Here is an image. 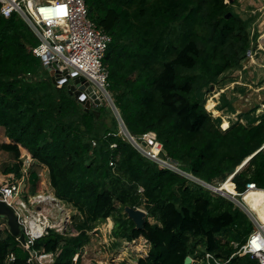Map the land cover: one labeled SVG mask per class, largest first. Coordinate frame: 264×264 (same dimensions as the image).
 <instances>
[{
	"label": "trees",
	"instance_id": "16d2710c",
	"mask_svg": "<svg viewBox=\"0 0 264 264\" xmlns=\"http://www.w3.org/2000/svg\"><path fill=\"white\" fill-rule=\"evenodd\" d=\"M238 1L86 0L90 18L112 38L104 63L128 131L154 132L176 167L119 134L115 117L107 124L104 105L86 111L67 83L53 82L32 51L38 36L19 13L5 17L0 4V127L10 140H0V150L15 159L0 173L22 176L23 147L36 160L32 192L45 166L56 197L75 210L64 233L51 229L29 249L0 228V264H32V253L42 250L57 253L54 264H84L74 256L109 218L112 246L139 236L151 243L138 264H185L187 256L199 264L205 252L228 264H257L233 255L235 243L253 231V218L206 185L220 187L233 175L234 193H245L250 182L264 189V113L223 129L205 103L206 91L227 83L224 73L242 67L256 47L248 29L255 19L233 11ZM127 206L147 211L144 228Z\"/></svg>",
	"mask_w": 264,
	"mask_h": 264
},
{
	"label": "built area",
	"instance_id": "2783aa9c",
	"mask_svg": "<svg viewBox=\"0 0 264 264\" xmlns=\"http://www.w3.org/2000/svg\"><path fill=\"white\" fill-rule=\"evenodd\" d=\"M0 4L1 13L5 17L17 12L31 26L39 38V43L32 48V51L44 63L53 60L60 69L63 66L74 68L90 80L98 94H103L106 99L111 98L109 70L104 58L112 38L90 18L86 0H0ZM259 48L264 49L262 45ZM251 51L248 55H251ZM122 130L123 132L119 131V134L125 135L147 155L163 164L173 166L167 159L160 157V152L164 149L156 138L152 143L158 146V151L155 153L151 148L145 149L146 146L138 140L139 137L132 135L128 130ZM33 159L31 154L26 153L23 166H30ZM18 179L10 174L4 179L5 181H0V200L15 210L26 236V243L22 245L29 249L37 239L48 234L51 229L64 233L70 224L67 215L62 212L61 205L59 213L54 214L49 208L53 203L60 204L59 200L49 193H28V189L23 187ZM252 189H259L254 182L247 184L246 192ZM253 221L255 224L253 231L244 244L235 243L237 251L233 255H248L256 260L257 264H264V224L256 216ZM114 241L115 238L111 235L109 246H112ZM150 248L151 243L144 236L123 240L111 255L110 262L121 261L122 257H127L131 264H138L140 258L148 255ZM56 255L55 252L34 251L30 262L54 264ZM80 256L82 257V252L77 253L73 260L77 262ZM14 258L11 254L10 259ZM196 261L199 264L204 261L207 264H228L230 259L222 260L211 252H205L204 256ZM97 264H107V261L97 260Z\"/></svg>",
	"mask_w": 264,
	"mask_h": 264
},
{
	"label": "rangeland",
	"instance_id": "374dc122",
	"mask_svg": "<svg viewBox=\"0 0 264 264\" xmlns=\"http://www.w3.org/2000/svg\"><path fill=\"white\" fill-rule=\"evenodd\" d=\"M232 9L235 13L241 15L243 18L255 19L251 22L248 29L250 32V37L252 38V45H256V47L255 49H251V55H248V57L244 61H242V67L228 70L224 73L222 77L223 79H226L225 82L227 83L216 84L211 87V91H206L205 93V96L207 97L206 107H208L207 109H209L210 112L212 111L211 113L214 117L222 118L221 127L223 129L228 128L232 122L237 120L246 122L247 115L251 116L264 113V49L259 48V46L261 45L264 47V41L258 26V20L260 16L264 17V0H239L232 6ZM256 35L257 39H255ZM58 83L60 84V82ZM110 95L111 98H107V102L102 108L104 113V121L107 124H111L114 120L113 118L115 117L118 123L119 131L123 132V127H121L122 124L119 125L120 119L115 113L116 110H114L115 99L113 92L110 91ZM225 121H227L228 123L227 127L223 126ZM6 139L7 137H5L3 131L0 130V140L5 141ZM112 147H115V145ZM155 147H158L155 143L151 144V149L156 153L157 149L155 150ZM145 149H147V147ZM25 155L26 153L22 151L21 158H23V160ZM14 160L15 159L11 155V153L0 150L1 166L7 165ZM34 163H36L35 159H33V163L31 162L30 166H23V176L18 179V181L21 182L22 186L28 189V193L32 194H34L32 192L34 184L30 180V171ZM173 166L176 167L175 164H173ZM38 171L40 181L44 182L41 183L40 181H38V185H41V187H39V189H37L35 193H49L53 197L58 199L60 204L53 203V205H49L50 210L54 214L59 213V208L61 205L62 212L67 215L68 221H70L71 223V218L75 210L72 206L56 197L50 185L48 169L45 166H42ZM2 174L3 173H0V177ZM11 174L14 175V173ZM8 175L10 174H4V178L2 179V181H5L4 179ZM232 189L233 187H231V189H229L227 192L231 193L232 195L236 194V197L239 196L240 200H242L246 192L240 194L235 191L234 193ZM149 220L152 222L153 218H150ZM113 226L114 221L112 218H109L106 221L98 224V226L90 232V242L84 246L82 251L83 263L97 264V260H103L107 261V264H131L130 260L127 257H122L123 260L121 261L110 262L111 255L114 253V251L117 250L116 247L109 246L108 244L110 241V236L112 235ZM4 227H8L7 221L6 219L1 218L0 228Z\"/></svg>",
	"mask_w": 264,
	"mask_h": 264
},
{
	"label": "water",
	"instance_id": "95a60500",
	"mask_svg": "<svg viewBox=\"0 0 264 264\" xmlns=\"http://www.w3.org/2000/svg\"><path fill=\"white\" fill-rule=\"evenodd\" d=\"M231 13H229L227 16L229 17ZM258 26L261 33V36L264 41V17L260 16L258 20ZM45 68L49 71L53 82H60V85L67 83V87L69 89V92L75 96V98L84 105L86 111H89L91 108H94L96 106H103L107 102V99L104 97L103 94H98L95 86L90 82L89 79H87L84 75L80 74L77 70H75L72 67L63 66L61 69L58 68L57 62L53 60L45 61ZM116 115L120 119V124L123 129L128 130L123 118L118 111L116 105L114 108ZM97 114L99 112L97 111ZM139 138L142 139V143L148 147L151 148V144L153 143V139L156 138V134L154 132H150L148 134L144 135H138ZM160 157H166L168 162L178 164L177 160L172 159L168 153L163 150L160 152ZM250 159V158H249ZM247 159L239 168L240 170L242 167H244L247 162L249 161ZM233 175L230 177L232 179ZM208 187H211L213 190L220 192L223 195H226L230 198H232L236 203H238L243 209L247 211V213L255 218V215L253 211L248 208L242 200L236 197V195H232L228 193L227 191H224L221 187H214L209 184H206ZM125 212L127 213L128 217L131 218L138 229H142L145 226L146 220H147V211L140 207H125ZM0 217L6 219L7 225L9 228V231L13 236H15L23 245L26 243V236L25 233L22 230L21 225L18 222L17 215L15 213V210L9 206L6 202L3 200H0ZM193 262V258L191 256H187L185 260V264H191Z\"/></svg>",
	"mask_w": 264,
	"mask_h": 264
},
{
	"label": "bare ground",
	"instance_id": "6f19581e",
	"mask_svg": "<svg viewBox=\"0 0 264 264\" xmlns=\"http://www.w3.org/2000/svg\"><path fill=\"white\" fill-rule=\"evenodd\" d=\"M240 8V7H239ZM228 86V85H227ZM228 89V88H227ZM228 94V93H227ZM209 98V97H208ZM209 102V101H208ZM206 103V102H205ZM210 106V104H209ZM208 108V107H207ZM212 112V111H211ZM224 127L228 126L227 121L223 124ZM158 148V147H156ZM156 150V149H155ZM158 150V149H157ZM156 150V151H157ZM243 168V167H242ZM232 186V180L229 178L227 179L222 185L221 188L224 191H228L231 189ZM229 193V192H228ZM231 194V193H230ZM235 195V194H234ZM243 202L246 204L248 208H250L254 215L257 217V219L264 224V190L262 189H252L247 191L243 198Z\"/></svg>",
	"mask_w": 264,
	"mask_h": 264
},
{
	"label": "crops",
	"instance_id": "0c3cea01",
	"mask_svg": "<svg viewBox=\"0 0 264 264\" xmlns=\"http://www.w3.org/2000/svg\"><path fill=\"white\" fill-rule=\"evenodd\" d=\"M43 61V60H42ZM43 63H44V61H43ZM45 64V63H44ZM0 130H2L3 131V134L5 135V131H4V129L2 128V127H0ZM6 137V136H5ZM7 139H8V137H7ZM5 140V141H8V140ZM21 150L22 151H24L25 153H28V151L25 149V148H23V147H21ZM29 154V153H28ZM39 168H41V167H38V170H39ZM11 174V173H10ZM4 178V174H2L1 175V177H0V181H2V179ZM41 183L42 182H44V181H40ZM232 186H233V189L232 190H234V188H235V186L233 185V183H232ZM38 187H41V185H39ZM39 189V188H38Z\"/></svg>",
	"mask_w": 264,
	"mask_h": 264
}]
</instances>
